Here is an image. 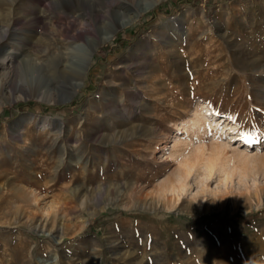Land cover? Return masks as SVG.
<instances>
[{
  "label": "rangeland",
  "instance_id": "obj_1",
  "mask_svg": "<svg viewBox=\"0 0 264 264\" xmlns=\"http://www.w3.org/2000/svg\"><path fill=\"white\" fill-rule=\"evenodd\" d=\"M41 1L0 0L7 8L0 6V17L11 7L20 16L29 14ZM136 1L122 2L135 6ZM145 1L152 4L149 10L127 13L132 21L103 42L115 13L88 16L87 21L62 15L56 33L76 38V44L85 35L98 43L91 67L70 99L68 84L30 89L10 57L0 56V264H264V110L253 104L264 85V0ZM176 4L179 11L173 10ZM1 34L0 46H10V33L6 39ZM141 39L134 49L155 51L156 62L170 59L178 65L173 85L180 88L183 77L191 83L200 78L197 69L205 67H196L195 60L203 62L209 49H217L211 54V75L218 77L215 91L182 94L185 103L169 115L163 100L158 112L153 109L154 101L166 95L162 90L150 96L140 114L133 98L124 99L107 80L124 75L126 63L137 59L134 49L124 54ZM117 45L123 47L114 50ZM26 101L37 104L17 107ZM199 104L230 115L247 134L242 142L250 140L249 147L240 145L229 129L217 133L210 128L202 139L193 130L181 132L183 119ZM245 108L255 111L245 114ZM133 112L132 120L147 133L121 140L114 154L106 139L97 136L116 130L115 115ZM154 127L157 136L149 129ZM176 135L190 139L188 148L195 156L203 143L221 147L211 180H204L208 170L193 167L183 187L160 198V182L180 165L170 156ZM223 161L232 167L228 177L219 171ZM26 174L33 178L29 183ZM201 183L205 193L227 197L192 203L191 191Z\"/></svg>",
  "mask_w": 264,
  "mask_h": 264
},
{
  "label": "bare ground",
  "instance_id": "obj_2",
  "mask_svg": "<svg viewBox=\"0 0 264 264\" xmlns=\"http://www.w3.org/2000/svg\"><path fill=\"white\" fill-rule=\"evenodd\" d=\"M118 1L122 2L123 0H42L40 3H34L31 6V13L24 15L22 14L21 16L19 15V12H15L12 7H9L10 9L7 11V13H4L3 18L0 17V31L2 32L1 39L8 38L10 33L9 41L12 44L10 46H6V44L1 45L0 56L10 57L13 65L18 68V70H21L22 77L26 81L30 82V89L33 86L36 91L41 92L46 89L49 90L62 88L66 86L65 84H68V86L70 87V93L67 98L70 99L71 97H73V95L76 94L77 90L82 85L85 76L89 68L91 67L94 52L97 49L98 43L94 41L90 36L85 35L84 42L76 44V38H66L64 37L65 34H62V32L56 33L57 30L54 28H56V26L61 27L63 25L64 21L62 15L64 14H71V17L73 19L76 17H81L83 21H87L88 16L90 17L97 15H106L108 12L111 11L112 13L116 14V17L110 21V33L104 36V38L102 39L103 42L113 37L114 33L120 27H123L124 25H127L132 21V16H126L127 13L132 11L134 12V15L137 16L139 14H142V12L149 10L152 6V4L148 3V1L137 0L135 6L127 5V3L122 2L120 5H118V7L115 8L114 5ZM0 6L4 10L7 9L5 7H2V4H0ZM16 11L18 10L16 9ZM16 22L18 23V25L14 26ZM26 25L30 26V28L26 29L24 27ZM142 41L143 39L139 40V42L135 43L132 47L128 48V50H126V53L124 54V57L132 54L134 47L136 45H139V43ZM215 51H217V49H209L207 55L205 57L202 56V59L204 60L203 62L201 61V57L195 60V63L192 61L195 66L198 63H201L200 65L204 66L205 68H203L201 71L197 69V74H199L200 78L195 77L194 83L189 82L186 77H183L182 80L181 78H178V80H181V82H179L181 84V88L173 85V81L178 76L176 69L178 65L174 67L170 59H167V62L165 64L161 61L156 62V59L154 58L156 57L155 51H148L145 50V48L137 49L135 53H133L137 56V59L134 58L136 60L130 61V64L126 63L127 70L123 69L124 75L122 73H120L119 75L118 73V77H112V79L107 80V83L109 86L117 87L119 91H122L123 95L125 96L124 99L128 97H130V99L133 98L132 100L136 102V105L139 108L138 112L140 114L143 112V109L148 106L149 101L151 99L150 96L152 97L153 95L160 94L162 90L166 91V95L163 98H157L154 101L155 103L153 105V109L155 112H158V110H160L159 103L163 100L164 102L162 103L167 102L165 105V109L166 112L168 111L167 114L170 115L173 107H180L185 103L184 100L181 99L182 94H192V92H195L194 94H196L201 91L202 88H207L209 90L212 89L213 92L215 91V86L216 84H218V77L217 75H211L213 73L211 68V65L213 64L211 54ZM168 54L171 56V53ZM179 54L176 53L177 57H179ZM221 58L223 57H220V59ZM154 59L155 61L152 62V60ZM249 61H252V59ZM261 64H259V66ZM259 66H257L255 70H257ZM128 70L132 71L134 75H128V73L125 72ZM158 70H161L164 73L160 74V76H156L157 73L155 72H157ZM184 73L186 74V71ZM20 89H22V91L26 90L24 86H21ZM140 91L142 92L141 96H139ZM134 93H138V97H134ZM190 96L191 95H189L188 97ZM204 97H209V95H205ZM254 100L256 101L253 104H256L261 110H264V85L258 87ZM133 111L135 112V109H133ZM248 111L249 113H252L255 110L253 108H245V114H247ZM134 112L128 115L127 117H124L121 114L115 115L118 119V126L116 130L111 133H104L101 136H97L101 137V139H106L105 142L112 146L114 154L119 152L118 144L121 142V140L126 139L127 137L132 138L134 136H141L147 133L145 126L140 125L132 120L133 117L136 115V113L134 114ZM156 117L157 116L153 117L155 122L157 124H161L160 119ZM209 117L214 119H209ZM179 128L181 132H190L191 130H193L199 135V137H201V139L203 136L206 135L207 131H209L210 128L217 130V133L229 129L234 133L235 138L240 139V145H245L247 146V148L250 145V143L248 142L246 144V140L242 142L244 136L241 135V128L239 127V124L235 122L233 118L230 117V115H219L208 104H199L190 118L183 119ZM149 129H151V134H154L153 136H157V131L154 133L156 127ZM150 136L151 135H149V137ZM156 141L158 140L156 139ZM189 142L190 139L187 137L185 138L182 136H175L173 149L171 150L170 156L175 157L176 160H178V162L180 163V165L173 171V175L169 174L170 176L165 177V179L160 182V189H157L161 192L162 197L160 198H165L164 195L167 191H174L177 189L179 190L181 187H183V185H185V179L193 167L198 166V169L203 167L206 170H208L209 168H211V171L213 170L217 162V157H215V153H217L216 150L218 151V148H220L221 146L217 143L216 145L212 144L215 147L214 149L210 146V144L205 145L203 143L202 146L198 147L199 153H196L198 155L195 156L193 155L190 148H188ZM210 149L211 152H209ZM242 159L243 157L240 159V161ZM114 160H116L115 157ZM229 160L230 159H227L226 161ZM226 161H223L225 163L221 165L219 171L221 174L226 175L228 177L229 174H231L232 172L229 168L231 167L230 163ZM232 171L234 170L232 169ZM30 179L33 178H30V176L26 174V183H29ZM9 192L10 191L7 192L8 197ZM107 195L109 196V194ZM3 196L1 195L0 197ZM62 228H64V226ZM48 233L50 234L51 231H48Z\"/></svg>",
  "mask_w": 264,
  "mask_h": 264
},
{
  "label": "clouds",
  "instance_id": "obj_3",
  "mask_svg": "<svg viewBox=\"0 0 264 264\" xmlns=\"http://www.w3.org/2000/svg\"><path fill=\"white\" fill-rule=\"evenodd\" d=\"M210 175H211V168L208 169V174L204 176V180H208ZM226 197L227 196L216 195L215 192H211V191L208 193H205L203 191V184L202 183H201L200 187H198L195 191H191L192 203H197L200 201L216 202L218 200H223Z\"/></svg>",
  "mask_w": 264,
  "mask_h": 264
},
{
  "label": "trees",
  "instance_id": "obj_4",
  "mask_svg": "<svg viewBox=\"0 0 264 264\" xmlns=\"http://www.w3.org/2000/svg\"><path fill=\"white\" fill-rule=\"evenodd\" d=\"M180 6L181 5H177L176 4V6H175V8H173V10L174 11H179L180 10ZM164 11V10H163ZM167 13H168V11H167ZM170 13V12H169ZM123 47V45L121 46H119V45H117L116 46V48L114 49V50H120L121 48ZM113 50V51H114ZM37 103L36 102H34V101H26V102H20V103H18L17 104V107L18 108H24V107H30V108H33L35 105H36ZM46 108H44L43 110H45Z\"/></svg>",
  "mask_w": 264,
  "mask_h": 264
},
{
  "label": "snow or ice",
  "instance_id": "obj_5",
  "mask_svg": "<svg viewBox=\"0 0 264 264\" xmlns=\"http://www.w3.org/2000/svg\"><path fill=\"white\" fill-rule=\"evenodd\" d=\"M241 135H242V136H245V138H246V134L241 133ZM248 143H251V141L249 140ZM211 179H212V176L210 175L208 180H211Z\"/></svg>",
  "mask_w": 264,
  "mask_h": 264
}]
</instances>
